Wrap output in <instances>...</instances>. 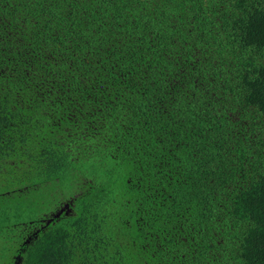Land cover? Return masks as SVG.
<instances>
[{
	"label": "trees",
	"instance_id": "obj_1",
	"mask_svg": "<svg viewBox=\"0 0 264 264\" xmlns=\"http://www.w3.org/2000/svg\"><path fill=\"white\" fill-rule=\"evenodd\" d=\"M193 52L204 90L154 98ZM0 150V264H264V0H0Z\"/></svg>",
	"mask_w": 264,
	"mask_h": 264
},
{
	"label": "snow or ice",
	"instance_id": "obj_2",
	"mask_svg": "<svg viewBox=\"0 0 264 264\" xmlns=\"http://www.w3.org/2000/svg\"><path fill=\"white\" fill-rule=\"evenodd\" d=\"M76 2H78V0H76ZM86 2H91V0H86ZM138 2L139 0H137V4ZM146 2H151L155 6L156 4H161V3H173L174 0H146ZM181 2H183V0H181ZM201 2L211 3L213 5V8H215L216 4L230 5L233 8H236L238 5L243 4L245 0H197V3H201ZM256 2H259V0H256ZM64 3L65 0H44V6L48 9L58 8ZM182 47L183 45H181V48ZM184 55L187 54L177 53L176 57H174L170 61L173 64V67L169 69L167 65H165L163 71H158L156 77L151 80V88L153 89L152 96L154 98H159L160 96H163L168 98L169 105L173 103L179 104L180 100L188 99L190 96H195V90H194L195 85H199L201 90L202 91L204 90V86L200 82V78H199L200 76L203 75V72L199 71L196 67V65L199 64L201 69H203L204 65L201 64V61L195 52L192 53V55L195 57V59L192 62L184 59L183 58ZM62 62H63V58L61 57V59L58 60L57 63H62ZM30 78L34 81H38V84L36 85L38 91L42 88H45L46 77H44L43 75H37L35 77H30ZM144 79H149V77H145ZM176 83H180L181 87L176 88L175 87ZM85 87H87V84H85ZM133 87H135V85ZM237 87H241V85L238 84ZM55 89H56L55 81L54 80L47 81L46 91H54ZM241 95H243V92L241 93ZM121 96H122L121 93H117L114 99L119 100L121 99ZM64 99L67 100L70 99V97L66 95ZM190 102L191 101L189 100V103ZM92 111L94 112L95 109H92ZM107 114L111 115V112H108ZM119 115L120 114L117 113V115L113 117L114 122L119 119ZM154 177H155L154 179H150L149 187L146 189L147 192L152 193L153 195L159 192L160 188H166L168 185L165 182L169 179L167 171L159 172L158 175L154 174ZM246 179L250 186L256 182V177L252 175H249ZM261 181L264 182V177L261 178ZM238 188L242 190L243 186L238 185ZM236 190L237 189H233L232 191H236ZM230 195L231 193H226L225 198L227 199L228 196ZM152 211L155 212V209L153 208ZM151 219L153 221H158L161 218L159 215H156L151 217ZM251 219L254 218H250L248 223L242 224L241 228L251 229L252 228ZM167 223L168 221L164 220L160 224V228H159V231L165 232L166 235L170 234L165 230L164 227V225ZM148 226L151 227V225ZM232 230L235 231L236 230L235 227H233ZM148 235H151V233L149 232L145 234V236ZM241 235H243V232H241ZM161 251H163V249H161ZM176 252H179V249H176L174 252L165 253V257L161 259L160 264H172L173 261L177 262V264H189L188 262L189 255H192L193 257L191 264H196V253L189 250L188 252H183L180 254V256H177ZM208 255L212 257L213 262L219 258L218 256H212L211 252H209ZM168 256L172 257L171 261L166 259V257Z\"/></svg>",
	"mask_w": 264,
	"mask_h": 264
},
{
	"label": "rangeland",
	"instance_id": "obj_3",
	"mask_svg": "<svg viewBox=\"0 0 264 264\" xmlns=\"http://www.w3.org/2000/svg\"><path fill=\"white\" fill-rule=\"evenodd\" d=\"M66 209V212L69 211V207L67 206V204H64L61 208H60V211ZM58 212H56L57 214Z\"/></svg>",
	"mask_w": 264,
	"mask_h": 264
}]
</instances>
